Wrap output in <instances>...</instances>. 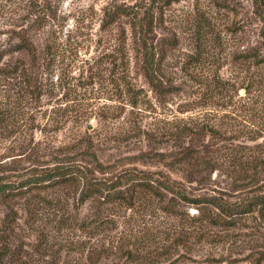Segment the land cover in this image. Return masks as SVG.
I'll use <instances>...</instances> for the list:
<instances>
[{"label":"rangeland","instance_id":"rangeland-1","mask_svg":"<svg viewBox=\"0 0 264 264\" xmlns=\"http://www.w3.org/2000/svg\"><path fill=\"white\" fill-rule=\"evenodd\" d=\"M136 3L151 2L0 0V174L16 178L81 158L68 150L82 136L104 162L139 154L147 149L145 132L164 129L172 118L215 128L221 140H204L213 148L247 146L250 161L264 157V0H160L146 33L133 31L132 14L104 25L108 13ZM144 41L161 61L158 78L172 82L174 92L159 94L143 75ZM122 50L130 58L127 73ZM233 179L215 169L205 183H188L191 196L238 199ZM244 184V194L264 189V166L249 170ZM88 211L80 209L79 219ZM203 213L168 195L110 208V221L94 234L49 223V238L27 239L21 264H264L263 215L215 223Z\"/></svg>","mask_w":264,"mask_h":264},{"label":"trees","instance_id":"trees-1","mask_svg":"<svg viewBox=\"0 0 264 264\" xmlns=\"http://www.w3.org/2000/svg\"><path fill=\"white\" fill-rule=\"evenodd\" d=\"M150 2L152 4L143 6L136 3L119 7L113 15L108 13L104 25L114 22L121 15L132 14L133 31L146 33L153 28L155 6L160 0ZM259 15L264 24V9L259 11ZM262 33L264 36V25ZM144 44L141 60L143 75L159 94L174 92L177 88L172 82L165 85L158 78L156 71L161 61L155 60V53L151 46L152 51L149 49L146 41ZM31 47L22 45L27 52H31ZM121 55L122 67L127 73L130 58L123 50ZM2 58L3 54L0 53V61ZM220 87L225 88V85L221 84ZM246 91L250 92L247 88ZM145 133V138H141L146 141L147 149L144 152L127 154L111 163L99 158L92 142L82 136L68 150V153L75 150L80 152L81 158L74 160L68 156L67 160L63 159L49 169L19 174L16 178L0 174V264H21L23 258L28 256L27 239L33 233H36V239L40 242L44 236L49 238V234L43 232L49 223H54L56 228L76 225L94 234V231L110 221L105 220L104 213L107 210L117 206H136L142 197L162 201L172 195L200 207L206 220L215 223L222 220L234 222L238 217L254 211L264 216V189L254 187L242 193V189L247 188L244 179L248 177L249 170L264 166V157H255L250 161L247 153L244 154L247 146L242 149L226 145L223 149L211 147L204 142L206 136L215 139V142H219L221 136L209 124L198 128L194 124L172 118L164 129L157 128ZM222 156L225 160H222ZM134 163L153 165L157 169L130 166ZM250 163L252 167L249 169ZM231 164L237 169L229 170ZM215 169L229 173L235 178L234 181L239 182L237 189L241 191L237 194L238 199L232 200L212 193L191 196L188 183H205ZM252 183L254 185L257 182ZM86 205L89 211L86 217L79 219V210ZM45 214L51 218H45ZM20 228L28 232L22 233ZM128 253L132 254V251L128 250ZM125 264L132 262L126 260ZM135 264L144 263L135 261Z\"/></svg>","mask_w":264,"mask_h":264},{"label":"water","instance_id":"water-1","mask_svg":"<svg viewBox=\"0 0 264 264\" xmlns=\"http://www.w3.org/2000/svg\"><path fill=\"white\" fill-rule=\"evenodd\" d=\"M88 128H92V125L90 124V125H88Z\"/></svg>","mask_w":264,"mask_h":264}]
</instances>
